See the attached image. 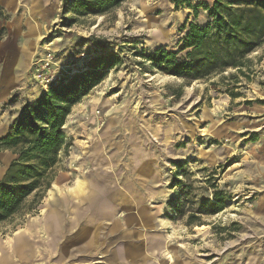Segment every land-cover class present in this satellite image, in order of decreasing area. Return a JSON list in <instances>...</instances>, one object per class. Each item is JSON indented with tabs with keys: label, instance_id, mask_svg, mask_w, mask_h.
<instances>
[{
	"label": "rangeland",
	"instance_id": "rangeland-1",
	"mask_svg": "<svg viewBox=\"0 0 264 264\" xmlns=\"http://www.w3.org/2000/svg\"><path fill=\"white\" fill-rule=\"evenodd\" d=\"M199 1L214 0H191ZM47 2L51 17L39 38L22 36L10 15L6 20L9 31L0 43V137L23 105L51 82L85 68L95 55L115 53L120 64L67 118L70 138L59 165L67 172L65 182L72 185L78 175L101 168L111 171L108 181L142 201L153 226H137L145 256L131 264H159L168 245L180 264H264V46L251 53L245 74L229 68L189 82L152 68L144 56L165 48L184 58L189 23L207 21L202 8L195 13L174 0H125L109 13L78 17L68 25L63 0ZM3 76L16 78L8 92L2 90ZM14 157L0 151V179ZM142 167L149 174L140 173ZM215 189L226 201L218 212L206 206ZM44 203L43 198L36 214L0 223L5 249ZM133 207L125 214L137 213ZM120 231L99 240L101 250L93 260L124 264L118 253L127 239ZM66 232L52 235L50 243L38 230L28 236L29 251L10 252L0 264H72L70 243L58 257ZM147 237L161 239L163 248H150Z\"/></svg>",
	"mask_w": 264,
	"mask_h": 264
},
{
	"label": "trees",
	"instance_id": "trees-1",
	"mask_svg": "<svg viewBox=\"0 0 264 264\" xmlns=\"http://www.w3.org/2000/svg\"><path fill=\"white\" fill-rule=\"evenodd\" d=\"M124 1L63 0L61 14L71 25L78 17L109 13ZM174 3H186L195 13L202 8L207 21L189 23L184 37V48L188 49L184 58L165 48L146 54L144 58L152 68L189 82L229 68L242 74L245 68L251 69L249 56L264 46V0H214L212 4L174 0ZM69 13L70 18L66 17ZM8 19L9 14L0 4V21ZM6 32L7 27L1 24L0 40ZM120 62V57L112 52L95 55L85 68L51 82L35 101L23 105L0 137V151L9 150L15 156L0 179V223L38 212L57 174L61 153L67 151L65 124L72 107ZM225 202L215 189L213 201L206 206L218 212Z\"/></svg>",
	"mask_w": 264,
	"mask_h": 264
},
{
	"label": "crops",
	"instance_id": "crops-1",
	"mask_svg": "<svg viewBox=\"0 0 264 264\" xmlns=\"http://www.w3.org/2000/svg\"><path fill=\"white\" fill-rule=\"evenodd\" d=\"M47 3V0H0V4L11 16L10 21L13 22L14 28L22 36L27 34L28 36H34V38L35 36L38 38L42 36V26L44 27L46 22L50 21L51 16L46 6ZM7 22L0 21V25L4 24L7 27V31H9V23ZM23 25L26 26L25 32L20 31ZM1 42H3V39L0 40ZM6 78L7 76H5V80ZM69 138L67 137V143ZM8 164L9 162L5 165V168ZM59 165L60 161L57 166V174L44 197L45 203L40 215L30 218L27 229L23 228L20 232L17 231L15 233L13 244L9 243L10 246L8 248L10 249H5L0 243V252L3 251L5 255L4 259L0 258V263L7 262L6 259L11 256L10 252H22L24 254L25 251H29L28 236L30 234H34L38 230L42 231L47 238V242L52 243L53 237L64 234L67 228L69 232L66 233L69 236L66 234L68 238L60 244L58 257L61 258L64 255L65 248L70 243L73 246L69 254V258L74 259L72 264L103 263V261L93 260V255L100 253L101 250V244L98 242L99 240L104 242L103 237H105L106 241L107 236L113 232H119V230L123 234L120 238L127 239L125 246L118 253V256L124 259V264H131L145 256L144 247L140 243L141 234L139 232L136 233L135 230L140 225L151 228L153 226V216L146 207L140 205L142 201H137L133 196L126 195L121 188H118L116 183L112 184L108 181L111 171L101 168H97L94 171L89 170L87 175H78L74 179L73 184L68 185L65 182L67 172L60 170ZM139 171L143 174H149L144 167L139 168ZM55 184L58 187L55 188ZM136 205L138 208L137 213L125 214V212L130 211L131 207L134 206L133 208H135ZM120 209H123V211L119 215ZM43 211H45V215H42ZM161 223L165 225L168 221L161 219ZM108 226L110 228L107 229ZM119 234L117 233V235ZM148 241L151 242L150 248H163L164 242L161 239L149 240V237H147ZM49 245L54 246L52 247L53 249L56 248L54 244ZM167 248L173 254L174 262L172 264H180L175 259L177 254L173 246L168 245ZM147 250H149L148 247ZM163 255L164 257L158 261L159 264L168 263L166 254L164 253ZM6 262L5 264H8Z\"/></svg>",
	"mask_w": 264,
	"mask_h": 264
},
{
	"label": "bare ground",
	"instance_id": "bare-ground-1",
	"mask_svg": "<svg viewBox=\"0 0 264 264\" xmlns=\"http://www.w3.org/2000/svg\"><path fill=\"white\" fill-rule=\"evenodd\" d=\"M38 35V34H37ZM32 45V44H31ZM36 46V45H35ZM7 78H8V76H7ZM6 78V80H4L3 82V84H2V90H4L5 92H8L9 90H11V85H13L15 82H16V78L15 77H10V78H8L7 79ZM14 78V79H13ZM4 79H5V77H4ZM1 97V96H0ZM55 186V188L56 187H58L57 186V184H55L54 185ZM53 190V189H52ZM85 190V189H84ZM51 194H52V192H51ZM163 219V218H162ZM168 236V238H171L170 237V235H167ZM167 238V239H168ZM164 253L166 254V256H167V261H168V263L169 264H172L173 262H174V258H173V254H172V251H170L168 248H167V246L165 247V249H164ZM163 253V254H164ZM167 263V264H168Z\"/></svg>",
	"mask_w": 264,
	"mask_h": 264
},
{
	"label": "built area",
	"instance_id": "built-area-1",
	"mask_svg": "<svg viewBox=\"0 0 264 264\" xmlns=\"http://www.w3.org/2000/svg\"><path fill=\"white\" fill-rule=\"evenodd\" d=\"M50 80H54V77H52V78H47V82H49Z\"/></svg>",
	"mask_w": 264,
	"mask_h": 264
}]
</instances>
